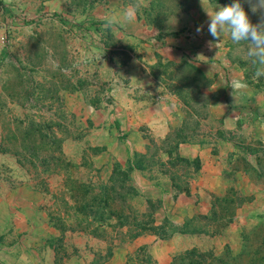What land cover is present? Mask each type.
<instances>
[{
    "label": "rangeland",
    "instance_id": "374dc122",
    "mask_svg": "<svg viewBox=\"0 0 264 264\" xmlns=\"http://www.w3.org/2000/svg\"><path fill=\"white\" fill-rule=\"evenodd\" d=\"M151 1L0 0L4 16L0 26V187L31 179L46 195V201L52 202L63 183L72 185V178L83 183L106 182L112 170L119 171L116 164H120L126 171L124 175L139 189L136 207L145 211L147 202L150 205L146 222L151 228L139 236L143 238H123L124 233L115 234L107 228L105 238L98 239L100 244L86 245V251L94 254L89 264H166L164 254L168 250L170 264L174 255L184 251L170 253L173 246L169 239L178 236L176 229L190 219L195 221L192 230L195 224L205 229L202 225L211 204L218 205L216 196L226 193L230 200L238 198L241 203L233 209L227 233L225 229L214 235H194L200 238L193 248L217 256L228 249L236 255L244 233L257 241L264 235V228H257L264 227V192L252 193L244 179L234 178L235 172L246 169L254 184L264 181V145L252 137L254 118L244 111L241 116L247 125L234 131L233 140L238 142L233 147L235 161H226L230 169L225 175L232 182L216 188L206 214L192 217L191 213L181 221L178 209H165L164 213L158 195L146 192L168 191L172 174L180 185L192 183L200 163L197 159L191 163L180 147L205 138L215 142L223 136L218 121H204L207 106L218 99L223 87L217 82L216 67L194 64L195 56L185 53L183 47L181 61L178 55L162 48L170 36L199 46L195 34L207 38V13L216 7L209 0H185L189 7L180 11L177 0H164L161 7L165 13L160 14L155 3L149 4ZM130 7L134 9L133 19L124 22L122 11ZM222 36L230 60L243 56L242 44L233 43L227 33ZM220 55L217 53L212 60ZM166 102L182 112L180 127L165 140L158 139L148 126L140 127L142 141L128 138L131 121H125L121 108L132 104L139 110H152ZM36 141L48 143L47 148L54 154H62L72 166V176L57 168L52 172L45 169L48 176L44 169L34 171L29 162L36 152L32 147ZM177 153L188 162L174 165ZM140 155L145 156L144 172L128 166ZM254 199L257 201L253 204ZM56 225L60 231L68 228L65 219Z\"/></svg>",
    "mask_w": 264,
    "mask_h": 264
},
{
    "label": "crops",
    "instance_id": "0c3cea01",
    "mask_svg": "<svg viewBox=\"0 0 264 264\" xmlns=\"http://www.w3.org/2000/svg\"><path fill=\"white\" fill-rule=\"evenodd\" d=\"M211 11L208 10V12ZM142 28L151 30L145 26ZM205 35L207 38L203 34H195L197 36L195 38L200 43L199 46L193 47L190 41L174 36L165 38L166 43L162 46L168 52L178 55L180 61L184 57L183 52L180 51L183 47L185 53L192 52L195 56L194 64L205 67L215 66L218 70L217 82L223 84L220 96L215 102L209 103L204 117L206 123L218 121L223 136L215 142L205 138L203 142L192 141L180 147L187 159L191 161L197 159L200 163L198 173L194 175L192 183H188L189 193L174 194L172 188L168 191L159 189L146 191L150 195H158L164 213L170 212L173 208L178 209L180 211L178 218L181 221L191 217V213L192 217L206 214L212 195L217 194L216 188L219 185L225 187L232 182L225 175L230 169L227 168L226 161H235L233 147L238 142L233 140L234 131H239L240 127L247 125L243 123L245 120L241 112L244 111L247 117L254 118L251 125L252 137L254 136L264 145V84L261 85L262 82L264 83V77L260 80L252 79V75H249L239 62L229 59L225 37L216 38L214 41L209 33ZM207 42H212V46H207ZM217 53L221 54L220 58L213 61ZM234 81L242 82L245 87L236 88ZM170 106L166 102L153 107L152 110L146 107L139 110L133 108L132 104L126 105L124 109L121 108V112L126 115L125 121H131L128 124L130 130L128 138L142 141L140 127L148 126L158 139L165 140L174 128L181 126L183 119L180 109ZM214 147L218 150H214ZM133 150L137 151L139 148L133 147ZM227 155L231 157L227 158ZM249 177L250 174L246 169L238 170L234 175L236 180L244 179L246 188L250 187V192H264V181L255 185ZM253 188L254 190H251ZM46 200V195L37 189L35 182L31 179L0 187V264H89L94 254L89 253V250L86 251V245L101 242L89 234L84 235L75 231L63 232L54 227V222H50L49 219L48 211L51 208H46ZM255 201L257 200L252 201L253 204ZM165 209H167L166 212ZM225 232L227 233V229ZM140 238L143 237H137L136 240ZM199 238L183 234L173 236L169 239L173 246L170 248V253L186 251L190 248L188 246L193 248ZM79 241L83 242L80 246H78ZM168 252L169 250L164 257L169 261L171 256L167 254ZM168 261L166 264H169Z\"/></svg>",
    "mask_w": 264,
    "mask_h": 264
},
{
    "label": "trees",
    "instance_id": "16d2710c",
    "mask_svg": "<svg viewBox=\"0 0 264 264\" xmlns=\"http://www.w3.org/2000/svg\"><path fill=\"white\" fill-rule=\"evenodd\" d=\"M209 2L216 8L231 4V2L228 3L226 0H209ZM239 2L248 18L252 31L255 33L258 29L259 16L251 9L253 0H239ZM153 3L159 7L160 14L165 13L163 12L165 10L161 7L164 0H153L149 4ZM176 7L180 11H184L189 6L185 0H177ZM170 10L172 12L175 11L174 9ZM149 22L152 23L151 21ZM258 35H264V32L258 33ZM241 44L243 53L244 42H240ZM235 61L239 62L249 75L253 76V72L257 71L250 68L242 59V56ZM47 146L48 143L32 142V147L36 152L29 163L34 168V171L44 169V175L48 176L50 174L46 170L52 172L53 169L57 168L58 170L62 169L69 172L68 175L72 176L70 162L66 161L62 154H54L53 150L48 149ZM173 159L174 165L188 162L178 153L175 154ZM144 161L145 156L140 155L137 161H131L132 164L130 163L128 166L136 171L144 172L145 168L142 166ZM116 166L119 167V171L116 172L117 169L112 170L106 182L95 184L91 180H86L83 183L72 178V185L66 186L63 183L61 189L54 196V201L50 202L49 200L47 202L51 204L46 205L47 209L51 208V215L55 219L53 221L54 225L58 222L63 223L65 219L68 222V228L63 230V232L75 231L89 234L97 239L105 238L107 228L111 231L115 230V234L124 233L125 236L123 238L127 236L129 239L147 233L148 229L151 228V225L146 222V218L149 215L147 210L150 205L147 202L145 211H140L136 207L134 200L138 196L137 189L128 176L124 175V172H126L124 168L120 164H116ZM168 169L171 170V167H168ZM176 177L174 174L169 176L173 193L188 194V184L180 185ZM35 184L37 186V183ZM66 193H68L67 197ZM215 202L218 205L212 203L209 215L204 217L205 221L202 227L205 226V229L195 224L192 230L190 226L192 227L191 224L192 222L195 223V221L190 219L181 228L176 229L175 233L183 235H214L222 233L233 221V209L241 205V203L238 202V198L230 200L227 193L224 196H216ZM194 228H199V230H194ZM257 228L264 227L259 226ZM123 230L124 232H121ZM262 231L264 232V229ZM159 238L166 239V237ZM170 264H264V235H261L260 241H257L253 240L250 234L244 233L241 248L236 255H233L228 249L223 255L217 256L212 252L201 253L192 248L174 255Z\"/></svg>",
    "mask_w": 264,
    "mask_h": 264
},
{
    "label": "clouds",
    "instance_id": "9594fccd",
    "mask_svg": "<svg viewBox=\"0 0 264 264\" xmlns=\"http://www.w3.org/2000/svg\"><path fill=\"white\" fill-rule=\"evenodd\" d=\"M252 11L259 16L258 29L254 33L248 18L242 9L239 0H232V3L223 7H217L211 14L208 23V32L215 41L218 36L227 33L233 43L239 44L244 42L242 59L246 64L257 71L253 72L252 79L260 80L264 77V35L258 33L264 32V0H253L251 4ZM134 9L127 8L122 11V20L131 22L133 19ZM199 27L197 32H199ZM212 46V42H209ZM236 88L245 87L242 82L234 81Z\"/></svg>",
    "mask_w": 264,
    "mask_h": 264
},
{
    "label": "built area",
    "instance_id": "2783aa9c",
    "mask_svg": "<svg viewBox=\"0 0 264 264\" xmlns=\"http://www.w3.org/2000/svg\"><path fill=\"white\" fill-rule=\"evenodd\" d=\"M4 18V16H3V11L0 9V26H2L3 24H1V20H2V17ZM7 17H9L8 15H7ZM7 17H6V19H7ZM1 41H2V43L4 42V37H1Z\"/></svg>",
    "mask_w": 264,
    "mask_h": 264
}]
</instances>
